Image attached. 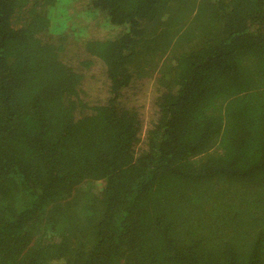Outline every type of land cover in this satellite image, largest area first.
I'll use <instances>...</instances> for the list:
<instances>
[{"label": "trees", "instance_id": "16d2710c", "mask_svg": "<svg viewBox=\"0 0 264 264\" xmlns=\"http://www.w3.org/2000/svg\"><path fill=\"white\" fill-rule=\"evenodd\" d=\"M77 1L0 0V264H264V0Z\"/></svg>", "mask_w": 264, "mask_h": 264}, {"label": "rangeland", "instance_id": "374dc122", "mask_svg": "<svg viewBox=\"0 0 264 264\" xmlns=\"http://www.w3.org/2000/svg\"><path fill=\"white\" fill-rule=\"evenodd\" d=\"M94 14L87 12L82 3L77 0H59V3L51 12V24L54 28L68 25L71 28L76 30L78 29L80 31L85 26H88L86 29L81 31V37L84 40L103 38L105 36L113 35V31L116 29L111 30L110 28H107L104 23L98 24L101 21ZM152 60L153 62L151 65L150 63L145 65L142 61L137 62V65H143L141 69L144 70V75L137 76L146 78V84H144L143 81L141 82L144 86L150 84L149 80H157L160 70H163V66L161 65L164 60L163 56L161 58L156 56L152 58ZM140 96L141 97H139L138 101L143 105L144 113L148 106V98L150 97V94L147 93V89H143Z\"/></svg>", "mask_w": 264, "mask_h": 264}]
</instances>
